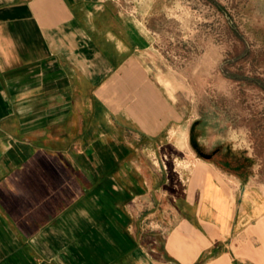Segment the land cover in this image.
I'll return each mask as SVG.
<instances>
[{
	"label": "crops",
	"instance_id": "0c3cea01",
	"mask_svg": "<svg viewBox=\"0 0 264 264\" xmlns=\"http://www.w3.org/2000/svg\"><path fill=\"white\" fill-rule=\"evenodd\" d=\"M152 5L0 0V264H264V183L204 152Z\"/></svg>",
	"mask_w": 264,
	"mask_h": 264
},
{
	"label": "rangeland",
	"instance_id": "374dc122",
	"mask_svg": "<svg viewBox=\"0 0 264 264\" xmlns=\"http://www.w3.org/2000/svg\"><path fill=\"white\" fill-rule=\"evenodd\" d=\"M152 2L159 51L189 94L204 152L264 183V0Z\"/></svg>",
	"mask_w": 264,
	"mask_h": 264
}]
</instances>
